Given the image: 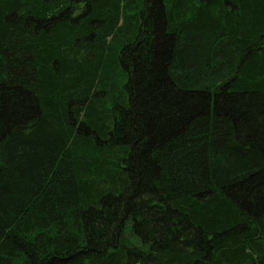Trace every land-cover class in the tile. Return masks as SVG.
I'll return each instance as SVG.
<instances>
[{
    "label": "trees",
    "instance_id": "1",
    "mask_svg": "<svg viewBox=\"0 0 264 264\" xmlns=\"http://www.w3.org/2000/svg\"><path fill=\"white\" fill-rule=\"evenodd\" d=\"M0 264H264V0H0Z\"/></svg>",
    "mask_w": 264,
    "mask_h": 264
}]
</instances>
